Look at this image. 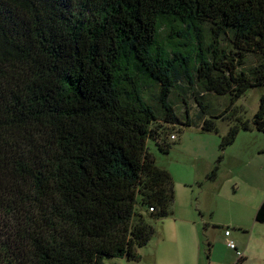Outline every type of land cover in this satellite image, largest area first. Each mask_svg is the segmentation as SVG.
I'll return each mask as SVG.
<instances>
[{
  "label": "trees",
  "instance_id": "obj_1",
  "mask_svg": "<svg viewBox=\"0 0 264 264\" xmlns=\"http://www.w3.org/2000/svg\"><path fill=\"white\" fill-rule=\"evenodd\" d=\"M256 89L264 0H0V264L139 262L175 202L150 144L215 120L222 153L264 133V97L249 122L233 109Z\"/></svg>",
  "mask_w": 264,
  "mask_h": 264
},
{
  "label": "rangeland",
  "instance_id": "obj_2",
  "mask_svg": "<svg viewBox=\"0 0 264 264\" xmlns=\"http://www.w3.org/2000/svg\"><path fill=\"white\" fill-rule=\"evenodd\" d=\"M255 63V58L249 57L248 65ZM262 97L264 89L250 90L233 109L249 122L258 112ZM229 104L225 97L208 95L204 108L208 114L219 116ZM191 109L192 120L200 121V108L193 104ZM215 121V133L197 126L176 131L177 139H169L173 146L168 154L150 144L156 165L173 178L174 214L150 221L156 233L138 250L139 262L114 258L106 259L105 264H237L242 260V264H264V224L256 221L264 201V133L254 128L241 130L236 142L222 153L220 145L231 126L229 121ZM214 171L217 176L211 180ZM227 230L241 257L228 247ZM252 234L247 252L244 247Z\"/></svg>",
  "mask_w": 264,
  "mask_h": 264
},
{
  "label": "built area",
  "instance_id": "obj_3",
  "mask_svg": "<svg viewBox=\"0 0 264 264\" xmlns=\"http://www.w3.org/2000/svg\"><path fill=\"white\" fill-rule=\"evenodd\" d=\"M171 139L174 140L175 137L172 136ZM225 237L228 239V247L232 250H235L237 252V255L241 257L242 253L238 250V246L234 241L229 239L231 237V232L229 230L225 231Z\"/></svg>",
  "mask_w": 264,
  "mask_h": 264
},
{
  "label": "crops",
  "instance_id": "obj_4",
  "mask_svg": "<svg viewBox=\"0 0 264 264\" xmlns=\"http://www.w3.org/2000/svg\"><path fill=\"white\" fill-rule=\"evenodd\" d=\"M261 206V205H260ZM174 214V211L172 213V215ZM254 232V231H253ZM231 236H232V233H231ZM252 237H253V234L249 236V242L247 244V246L244 247L245 250H247V252H250V244H251V240H252ZM240 248V247H239ZM245 259V258H244ZM221 261V260H220ZM222 262V261H221ZM224 262V261H223ZM222 262V264H224ZM226 264H230V263H226Z\"/></svg>",
  "mask_w": 264,
  "mask_h": 264
},
{
  "label": "clouds",
  "instance_id": "obj_5",
  "mask_svg": "<svg viewBox=\"0 0 264 264\" xmlns=\"http://www.w3.org/2000/svg\"><path fill=\"white\" fill-rule=\"evenodd\" d=\"M172 140V139H171Z\"/></svg>",
  "mask_w": 264,
  "mask_h": 264
}]
</instances>
